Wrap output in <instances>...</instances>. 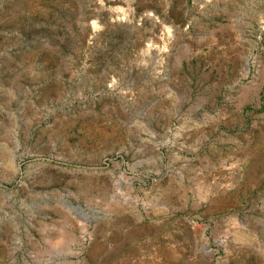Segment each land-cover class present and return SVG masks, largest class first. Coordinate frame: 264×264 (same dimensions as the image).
I'll return each mask as SVG.
<instances>
[{"label": "rangeland", "instance_id": "rangeland-1", "mask_svg": "<svg viewBox=\"0 0 264 264\" xmlns=\"http://www.w3.org/2000/svg\"><path fill=\"white\" fill-rule=\"evenodd\" d=\"M0 264H264V0H0Z\"/></svg>", "mask_w": 264, "mask_h": 264}]
</instances>
